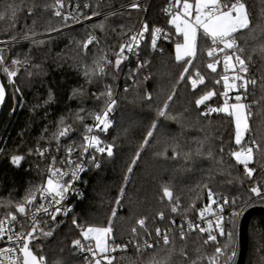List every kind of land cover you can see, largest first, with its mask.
I'll return each mask as SVG.
<instances>
[{
    "label": "trees",
    "instance_id": "16d2710c",
    "mask_svg": "<svg viewBox=\"0 0 264 264\" xmlns=\"http://www.w3.org/2000/svg\"><path fill=\"white\" fill-rule=\"evenodd\" d=\"M55 1L0 0V13L5 14L0 19V41L13 42L7 46L10 67L17 71L21 98L25 99L14 115L8 106L0 118L3 143L0 218L10 211L14 213L16 203L46 180V167L51 153L57 149L53 133L61 127V119L71 127L66 137L59 138V149L68 146L82 149L85 126H90L94 116L102 113L107 104V96L103 94L106 87L112 85L115 89L121 82L127 90L118 92L116 104L109 112L108 120L113 125L106 132H99L102 142L113 146V155L103 154L99 157V167L91 166L85 178V198L77 202L73 214L56 223L48 238L32 240L30 247L34 254L45 257L46 264H88L76 253L73 243L82 238L81 229L91 225L110 226L109 246L128 245L135 239L149 238L157 228H170L172 221L195 219L206 204L208 189L216 196L238 201L244 214L251 208L264 207V198L253 199L250 191L264 178V52L260 50L264 45V0H241L250 24L234 34L244 50L240 55L246 59L250 76L258 79L249 89L252 115L241 145L235 143L232 117L223 112L201 114L209 107L223 104L220 95L223 84L216 82L218 71L212 72L207 67L211 40L201 32L195 56L185 58L191 59L189 72L184 74V80L179 79L185 63L175 59V44L181 43L182 37L169 23L168 6L172 0H153L147 11L144 10L146 4H141L139 10L98 17L89 27H72L69 22L62 26L65 22L63 16L55 15ZM62 1L65 6L76 3L89 18L132 0ZM231 2L221 0V3ZM9 4L19 6L14 20L10 19ZM142 22L149 29L156 26L165 29L168 41L162 44L161 50L157 53L149 50L147 35L139 59L121 63L119 71L109 67L106 77L93 76L89 82L84 75L85 68L91 69L93 61L101 56H107L114 63L120 45L127 43ZM100 23L102 30L97 26ZM52 28L59 31H49ZM89 36L96 40L84 49L83 42ZM41 40L43 43H39ZM13 59L20 63L12 65ZM197 71L204 77V83L193 89L188 76L195 78ZM208 91L216 95L197 107L196 99ZM149 94L151 99L146 98ZM169 95L171 100L167 99ZM164 103H168L169 118L157 115ZM154 121L157 123L154 134L148 145L141 148ZM249 146L255 153L253 162L248 165L255 169L251 178L231 155ZM46 149L50 150L46 157L36 156L38 150ZM13 155L23 157L18 165L11 162ZM164 188L173 193L172 200L164 196ZM174 206L176 212L172 211ZM140 219L145 221L144 228L137 223ZM133 228L136 233L132 232ZM238 228L236 223L231 226L234 239L238 237L234 264L240 251ZM248 235L245 264H264V214L250 219ZM216 236L220 245L226 242V237ZM206 237L207 233L192 232L185 234L182 240L174 229L169 245L140 252L132 246L127 250L117 248L113 264H147L154 255L162 264H208L217 243L205 244Z\"/></svg>",
    "mask_w": 264,
    "mask_h": 264
},
{
    "label": "snow or ice",
    "instance_id": "6c2138e0",
    "mask_svg": "<svg viewBox=\"0 0 264 264\" xmlns=\"http://www.w3.org/2000/svg\"><path fill=\"white\" fill-rule=\"evenodd\" d=\"M175 4L179 6L181 0H175ZM57 10L55 11L56 16H61V11L59 8L63 7L61 0H56ZM8 10L10 13V19H15V14L19 6L15 4H9ZM131 8H138L139 5L133 3L130 5ZM194 12V15H193ZM4 13H0V19L4 18ZM97 15V13H93ZM63 21L65 22L62 26H67V22L72 20L73 22H78L76 17L70 15H63ZM170 24L174 25L176 34L182 37L183 43L175 44V59L177 62L184 61L185 67L183 68L182 73L180 74L179 79H185V73L189 72L188 65L191 64V59H185L186 57L191 58L195 56L198 31L202 30L203 35L211 40L213 47L209 48L207 55L212 57L214 53L225 52V50H233L231 54L225 52L223 58L224 71L227 73L230 69L237 73H247L248 68L246 66V59L237 53H242L244 50L239 47L236 43L234 34L242 29H246L249 26V17L247 14L246 6L241 0H232L231 3H221V0H195V4H190L188 0H182V10L177 11L171 16L169 21ZM103 29V24L100 23L97 25ZM49 31H59L58 28H52ZM145 31H148V25H143L142 29L137 32L136 35L131 37V41L128 43L121 44L119 47V53L116 55L115 61L108 59L107 56H101L93 61V67L91 69L85 68L84 75L91 82L93 76H99L104 78L107 76L108 72L106 69L111 67L115 71H119V66L124 59L127 57L124 55L125 50L127 49L128 53L133 52V47L139 48V40L143 37ZM162 29L155 28L152 30V47H156V41L160 38L162 34ZM165 39H168L167 35L164 36ZM96 40L95 37L89 36V38L83 42V48L87 49L90 44H93ZM35 42V41H34ZM98 42V41H96ZM43 43V41H39ZM223 45V47H220ZM261 52H264V45L261 46ZM4 63L3 52L0 51V64ZM20 61L13 59L11 61L12 65H18ZM219 60L215 62L208 63L207 67L216 71L217 64ZM142 66V65H139ZM238 66V68H237ZM3 72L8 78L9 83H12V78L17 75L15 68H10L8 66L3 67ZM223 80V91L220 95L224 98L222 106L215 108L209 107L206 112L201 113L206 115L208 112H223L228 116L232 117L235 121L236 135L235 143L237 145L242 144L244 132L248 128L247 119L245 116L246 105L242 102V96L240 94L235 95L234 103H229V92L236 90L238 85L237 81H243L240 85L241 87L247 90V85L249 80L244 79L241 75L236 74L229 78L228 75H223L221 77ZM188 80L191 83L193 89L196 88L197 84L204 83V77L200 75L199 71L196 72L195 78L191 75L188 76ZM219 83V80L216 81ZM251 83L254 85L256 83L255 79L251 80ZM127 90V89H125ZM107 96V105L102 113L96 114L94 116L95 124L86 125V133H92L93 128L98 129L99 131L106 132L110 126V121L108 120V112H110L113 106L116 104V101L112 99L111 87L107 89L106 93H103ZM216 95L214 91H208L205 94L201 95L196 99L195 104L197 107L204 104L205 101L210 100L212 96ZM5 96V88L3 84H0V102L3 101ZM147 99H151L150 94L146 96ZM168 100L172 99V96L169 95ZM168 103H164L158 110L157 115L160 118H169L167 112ZM174 119V117H171ZM78 119L83 120V117H78ZM61 127L53 133V138L57 142V150H59V138L66 137L70 130V125H65L63 118L61 119ZM157 127V123L154 121L149 130L146 133L145 139L141 144V148L145 147L149 143V138L154 134V130ZM103 142L100 137L95 134L84 135L83 143L81 145L82 152L80 155L73 159V152L75 151L74 147L68 146L65 150L66 159L62 160L60 163L66 164L65 167H56V158L52 157L51 164L48 168V175L43 184L38 187L33 188L22 200L15 205V213L20 214L21 216L31 215V228L26 233L21 231L17 233L15 231V225L17 223V216L13 212H8L3 218H0V238L6 236L10 246L0 250V257H7L6 264H45V257L38 256L33 253L32 249L29 247V244L33 239H35L34 233L39 231L43 232L42 228H39L41 220L36 219L37 214L43 212L55 221L56 216L62 211L64 214L70 210L65 207L62 202L66 199L68 193L74 191L73 182L79 178V173L85 171L84 164V154L88 153L89 149H94L96 153L104 154L107 153L108 156H112V145L102 146ZM259 148V146H257ZM40 151V150H38ZM222 151V149H221ZM40 155H43V151H40ZM211 155V153H209ZM231 155L234 157L235 161L243 165L244 172L246 175L251 178L255 169L250 168L248 165L253 160V148L252 147H241L238 151H233ZM139 156V151L137 152V157ZM23 159L21 155L11 156V162L15 165H18L19 162ZM89 163H93L95 167H99V163L95 160V155H90L87 157ZM135 163V160L133 161ZM129 172L132 171V168L129 167ZM68 176V179L65 177ZM127 180V177H125ZM164 196L168 197L169 200H172L173 193L168 189L164 188ZM250 191L254 193L257 197L264 198V192H262L261 187L253 186ZM123 189H121V194ZM39 197V203H36L37 198ZM207 197L209 205L215 204L219 209V212L213 211L211 207H206L200 212L201 219H204V212L207 211L215 217V224L213 225L212 220L207 221V228L200 227L199 225L189 224V229L198 227L201 233L207 232V237L204 240V243L207 244L209 241L216 242L217 246L215 247L214 254L208 258V264H221V258H223V264H234V257L236 256L235 251V239L234 234L231 231L225 230L224 216H223V206L229 204L227 198H221L222 203H218L214 199V193L211 189L207 191ZM119 199L117 200V204ZM232 203H235L233 201ZM51 209V210H50ZM173 212L177 211V207L172 208ZM239 213L233 211L232 216H236ZM115 215V211H113ZM160 218L163 219V213L159 214ZM75 223V221H73ZM142 228L145 227L144 219H140L137 222ZM172 223H175L174 221ZM23 229V224L20 225ZM111 227H92L89 226L86 229H82V235L85 240H94L95 247L93 248L91 244L84 245L80 240L74 241V246L81 251H87L91 254V264H112L113 260L116 259L114 256L109 255L110 252H115L117 248L122 250L127 249V245H116L113 244L109 247L107 239L111 233ZM213 231L218 232L220 236L226 237V242L223 245H220L217 242V236L213 234ZM133 233H136V229H132ZM44 235L50 233L43 232ZM156 235L158 238L162 239L164 245L170 244V238L167 233V230L162 234L159 228L156 229ZM180 238L183 240L185 234L182 231L180 233ZM145 249H152L153 245L144 242ZM136 251H142L141 246L137 244ZM99 255V258L97 256ZM170 255V252H169ZM87 259V258H86ZM167 259V258H165ZM0 264H5V260L0 259ZM135 264V262H132ZM147 264H162V262L157 259L154 255L150 260L147 261Z\"/></svg>",
    "mask_w": 264,
    "mask_h": 264
},
{
    "label": "built area",
    "instance_id": "2783aa9c",
    "mask_svg": "<svg viewBox=\"0 0 264 264\" xmlns=\"http://www.w3.org/2000/svg\"><path fill=\"white\" fill-rule=\"evenodd\" d=\"M152 1L153 0H132V1H128L127 3H125L123 5H119L117 7L112 8V10H110V11H107V12H104L102 14H99L96 17H89V18L85 17L83 11L80 9V7L76 3L69 4V6H65L63 1L61 0V3L63 5V7L59 8V10L61 11V16L70 15V16L76 17V20L78 22H73L72 20H69L68 22L70 23V26H72V27H84V26L85 27H89L88 24L91 21H93L94 19H97L98 17L112 15L113 13L119 12V11L139 10V9H141L140 8L141 4H146V6L144 7V10L147 11V9H148L147 6ZM133 3L138 4L139 7L138 8H131L130 5L133 4ZM181 3H182V0H181ZM57 7L58 6L56 5V1H55L54 11L57 10ZM168 7H169V14H171V15L173 13L177 12V11L182 10V5L177 6L175 4V0H172ZM145 24L146 23L142 22V26L138 30H136L129 37L127 43L131 41V37L136 35L137 32H139L142 29L143 25H145ZM155 28H160L163 31H162V34H161L160 38L157 39V41H156V47L153 48L152 47V30L155 29ZM153 29H149V27H148V31L144 32L143 37L139 40V48H136L135 45H134L132 53H128L127 49L125 50L124 55L127 58L124 59L122 61V63L129 64V62H131L132 60L139 59V56H140V53H141L140 50H141V47H142V42H143L144 39H146L147 35L149 37V50L154 52V53H157V51L161 50L162 44L164 42L168 41V39L164 38V36L166 35L165 29L163 27H161V26H156ZM11 43H13V42L0 41V51H2L3 55H4V63L0 64V76H1V79H2V82H3V85H5L6 90H8V92H9V93L7 92L8 93V99H9L8 101L12 102L9 106L12 109L11 113H13V115H14V112H15L16 109L20 110V108L22 107V105L25 102V99L21 98V88H20V85L17 83L16 76L12 78V83H9L7 76L5 75V73L2 70L4 66L10 67V61H9L10 56H9V50H8L7 46L9 44H11ZM236 43L239 45L237 40H236ZM212 47H213V45H212ZM220 47H223V45H220ZM232 51L233 50H225V52H227L228 54H231ZM225 52L214 53L213 56L210 57V63L211 62H215V60H217V59L219 60V63L217 64V67H216V71H218V77L217 78H218V80H219V82L221 84H223V80L221 79V77L223 75H228L229 78L231 79V77L233 75L239 74L244 79L249 80V83L247 85V90L246 91H245L244 87L240 86L243 83V81H237L236 82L237 85H238L237 89L235 91H230V93L228 95L230 97L229 103L235 101L234 100L235 95L240 94L242 96V102L247 106L248 118H250L251 115H252V105H251V101L249 99V92H250L249 89L252 88L253 86H255L258 83V79L255 78V77L250 76L249 71L247 73H237V72H234L233 70L230 69L227 73H225L224 64H223V58H224ZM237 54L240 55V53H237ZM246 66H247V64H246ZM237 68H238V66H237ZM108 69H106L107 72H108ZM252 79H255V81H256V83L254 85L251 83ZM108 88L109 87H107V89ZM125 89H127V88L125 86L122 87L121 86V82H119V85L117 87V92L113 93V91H112V99H114L116 101L117 97L119 96L118 92H120V91L124 92V91H126ZM222 99H224V98H222ZM108 115H109V112H108ZM108 118H109V116H108ZM94 124H95V120L90 125H94ZM99 132H101V131H99L96 128H93L92 133H86V134H88V135L95 134V135L99 136ZM2 144L3 143H2V139H1L0 140V153L2 151ZM102 146H106V145L103 143ZM66 148L67 147H62L59 150L56 149L54 152L51 153L52 156H51V159H50V163L46 167L47 172H48V168H49V166L51 164L52 157L56 158V165H55L56 167H65V168H67L66 164L62 165L60 163L62 160L66 159V153H65ZM74 149H75V151L73 152V159H76L80 155V153L82 152V149H79L77 147H74ZM49 153H50V150L46 149L45 151L43 150V155H40V151H38L36 153V156L40 157V158H44V157H46V154H49ZM104 154H106V153H104ZM90 155H95V160H96L97 163H99V157L103 156V154L96 153L94 151V149H89L88 153L84 154V157H85V159H84L85 171L79 173V178L76 181L73 182L74 191L70 190V192L68 193L66 199L62 202V204L65 207H67L68 209H70V210L67 212V214H64V212L62 211L60 214H58L56 216V220L55 221L51 220V218L49 216H47L46 214H44L43 212L37 214L36 219L41 220L39 228H42L43 232H48L50 234L44 235L43 232L39 231V229H38V231L36 233H34L35 238H48V236H50L53 233V230L55 228L54 226L56 225V223L60 219L65 218V217L73 214L77 202H79V201H81V200H83L85 198L84 197L85 196V184H86L85 183V178H86V175L89 173V171L91 169V166L94 165L93 163H89L87 161V157L90 156ZM46 178H47V176H46ZM68 178H69L68 176L65 177V179H68ZM256 186L261 187L262 192H264V178ZM222 197L223 198H227L229 200V204L223 206V216H224L225 230H226V232L227 231H231L232 232L231 226L233 224H235V223L240 226V223H241L240 220L242 219L244 213L240 211L239 202L236 201L235 199L232 200V199H230L227 196H216L214 194V199H216L218 203H222V199H221ZM259 198H261V197H257L253 193V199H259ZM233 201H235V203H232ZM36 203H39V197L37 198ZM209 206L211 207V209L213 211L219 212V209L217 208V206L215 204L209 205L208 198L206 200V204L202 207L200 212L203 209H205L206 207H209ZM233 211H236L239 214L236 215V216H232L231 213ZM200 212H199L198 216L195 219H192V220H178L177 222L174 221L175 223H172L173 222L172 221L171 222L172 226L170 228L160 229L161 233L163 234L165 232V230H167L169 238H170V235H171V233H172V231L174 229L176 231H178L179 233H181L183 231L184 234H188V233H192V232L201 233L199 231L198 227H194L193 229H189L188 225L189 224H192L194 226L195 225H199L200 227L207 228L208 227V225H207V221L208 220H212L213 221V225L215 224V217L213 215H211L209 212L205 211L204 212V219H201ZM14 214H16V216H17V223L15 225V231L17 233H19L21 231H24L26 233L27 231H29L30 228H31V219H32L31 215L21 216L20 214L15 213V211H14ZM21 224H23V229H21V227H20ZM238 232H239V228H238ZM205 233H207V232H205ZM213 234H216V235L220 236L218 234V232H216V231H213ZM77 240H80L81 243L86 245V246L91 244L92 247L94 248L93 242L84 240L83 238H79ZM145 241H147L148 243L152 244L153 248L163 244L162 239L158 238L157 235H156V232H155L153 235L149 236V238H141V239L133 240V242H131V243H129L127 245V248H128V246H132L134 249H136L137 244H139L141 246L142 251H148L150 249H145L144 248V242ZM9 246H10V244H9L6 236L3 237V238H0V250H3V249H5V248H7ZM109 247H111V246H109ZM116 251L115 252H110L109 255L114 256L115 258H117ZM76 253L81 255L85 259L87 258L86 260H87L88 264H91V254L89 252L81 251L80 249L76 248ZM97 258H99V255L97 256ZM0 259L5 260V264H6V261H7V257L6 256L0 257ZM115 260L116 259L113 260L112 264L115 262ZM45 264H46V262H45Z\"/></svg>",
    "mask_w": 264,
    "mask_h": 264
},
{
    "label": "water",
    "instance_id": "95a60500",
    "mask_svg": "<svg viewBox=\"0 0 264 264\" xmlns=\"http://www.w3.org/2000/svg\"><path fill=\"white\" fill-rule=\"evenodd\" d=\"M119 52V51H118ZM0 84H3L1 76H0ZM5 88V96L2 102H0V118L2 116V112L8 102V93L6 90V87L4 85ZM264 214V207L260 208V207H254L249 209L248 212H246L244 214V216L242 217V219L240 220V226H239V255H238V259L236 264H245V260L247 257V253H248V241H249V235H248V227H249V223H250V219L255 216V215H263ZM31 243H33V241H31ZM31 243L29 244V247L31 245ZM31 248V247H30Z\"/></svg>",
    "mask_w": 264,
    "mask_h": 264
},
{
    "label": "rangeland",
    "instance_id": "374dc122",
    "mask_svg": "<svg viewBox=\"0 0 264 264\" xmlns=\"http://www.w3.org/2000/svg\"><path fill=\"white\" fill-rule=\"evenodd\" d=\"M190 4H195V0L194 1H192V2H190V1H188ZM180 5H182V3L180 4ZM176 13V12H175ZM175 13H173V14H175ZM172 14V15H173ZM171 15V16H172ZM193 15H194V12H193ZM171 16H170V19H171ZM170 19H169V21H170ZM249 24H250V19H249ZM170 26H172L174 29H175V27H174V25H172V24H170ZM243 30V29H242ZM241 31V30H240ZM175 32H176V30H175ZM202 33L203 34V32H202V30H200V31H198V34L199 33ZM179 36V35H178ZM199 36V35H198ZM30 40H34V39H30ZM197 40H198V38H197ZM16 41H21V40H16ZM181 43H183V40H182V42ZM111 87V91H113V93H115V92H117V88H113V86L112 85H108L107 87ZM107 87H106V89H107ZM107 91V90H106ZM233 91H235V90H233ZM230 93V92H229ZM235 102V101H234ZM234 102H231V103H234ZM12 102H7V104H6V106L5 107H8L10 104H11ZM107 105V104H106ZM105 108H106V106H105ZM104 108V109H105ZM245 116H246V119H247V124H248V128H247V130L244 132V136H243V140H242V143L245 141V139H246V133H247V131L249 130V128H250V122H249V120H248V111H247V106H246V109H245ZM233 119V118H232ZM234 120V119H233ZM234 123H235V121H234ZM111 125H113V124H111L110 123V126ZM235 135H236V127H235ZM239 150H240V148H239ZM254 157H255V153H253V160H254ZM253 160L250 162V163H252L253 162ZM244 216V215H243ZM92 227H101V226H95V225H91ZM89 227V226H88ZM87 228V227H86ZM86 228H84V229H86ZM111 235V234H110ZM110 235H109V237H108V239H107V242H108V245H109V238H110ZM81 236H82V238L84 239V237H83V235H82V229H81ZM85 240V239H84ZM87 241H90V242H93V244H94V247H95V241L94 240H87ZM235 241H236V243L238 244V237L235 239ZM237 246H236V248H235V251H236V256H237V254H238V252H237ZM236 256L234 257V258H236ZM222 264H223V262H222Z\"/></svg>",
    "mask_w": 264,
    "mask_h": 264
},
{
    "label": "crops",
    "instance_id": "0c3cea01",
    "mask_svg": "<svg viewBox=\"0 0 264 264\" xmlns=\"http://www.w3.org/2000/svg\"><path fill=\"white\" fill-rule=\"evenodd\" d=\"M195 54H196V52H195Z\"/></svg>",
    "mask_w": 264,
    "mask_h": 264
}]
</instances>
